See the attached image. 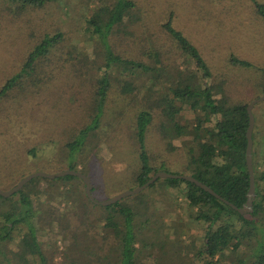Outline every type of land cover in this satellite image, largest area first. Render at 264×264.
<instances>
[{
	"label": "rangeland",
	"instance_id": "rangeland-1",
	"mask_svg": "<svg viewBox=\"0 0 264 264\" xmlns=\"http://www.w3.org/2000/svg\"><path fill=\"white\" fill-rule=\"evenodd\" d=\"M114 1L57 0L24 6L19 0H0V89L20 71L45 34L61 33L60 41L45 57L34 61L30 75L19 83L18 88L23 90H12L0 100V190H10L36 171L70 169V163L78 165V170L94 183L92 195L98 202L135 189V117L149 107L142 99L122 95L121 87L129 78L121 70L110 73L112 81L97 136L90 138L81 151L72 152L67 147L79 129L89 123L85 116L93 109V93L105 65L102 45L89 22L100 21L99 9ZM133 1V18L126 19L108 38L115 55L144 64L142 53L156 49L163 53L161 58L166 64L194 72V63L178 55L163 32L162 25L171 19V26L190 41L217 81L222 82L230 102L250 103L263 96L264 19L258 15L256 4L264 5V0ZM231 57L246 60L252 67L234 66ZM166 78L161 80L163 95L173 80ZM252 112L258 141L264 140V100L256 103ZM183 116L179 119L182 124L192 115L187 110ZM154 123L156 127L158 121ZM150 135L149 149L165 158L170 170L182 171L185 158L180 154L185 155L188 146L181 139L174 140L182 151L167 154L158 146V132ZM29 189L35 215L44 216L43 220L36 217L33 221L40 226L38 240L46 264H115L119 251L110 253L109 241L114 239L103 226L106 213L87 202L83 181L42 177ZM161 189L157 186L138 200H126L128 205H139L141 201L148 204L155 216L149 225L136 228L137 238L149 246L143 249L139 245L138 264H203L195 254L201 248L207 224L195 220L196 209L177 188ZM17 205V195L6 204L0 202V227L4 224L3 213L17 211ZM66 224V228L61 227ZM11 237L1 244L0 264H41L38 256H28L27 262L17 261L11 253L17 249L21 234L12 230ZM227 253L229 262L238 257L229 250Z\"/></svg>",
	"mask_w": 264,
	"mask_h": 264
},
{
	"label": "trees",
	"instance_id": "trees-1",
	"mask_svg": "<svg viewBox=\"0 0 264 264\" xmlns=\"http://www.w3.org/2000/svg\"><path fill=\"white\" fill-rule=\"evenodd\" d=\"M19 1L24 6H41L57 0ZM135 8L136 4L133 0H115L112 5L102 6L99 9L100 21L89 22L91 32L102 45L105 65L100 69L102 76L98 75L99 83L93 93V109L85 116L89 123H85L83 128L79 129L76 138L74 137L75 140L69 142L67 147L72 152L81 151L90 138L97 136L95 132L99 129L112 81L110 73L113 69L121 70L122 74H126L129 78V81L124 80L121 87L122 95L126 98L142 99L149 107L138 111L135 117L138 161L132 175L134 187L146 184L160 171L190 174L210 186L221 198L215 197L194 182L174 178L159 179L134 197H128L111 206H100L106 213L102 218L103 226L109 237L112 236L114 239V242L109 241L110 253L117 254L119 251L118 257H115V264H138L139 245L141 244L143 249L144 246L149 247L137 238L136 228L152 223L155 219L154 213L149 212L148 204L145 205L142 201L139 205H128L126 200L132 198L138 200L144 192L154 190L157 186L161 187V190L168 191L177 188L189 205L196 209L195 220L207 224L202 236L201 248L195 254L202 259L203 264H264V140L258 141L259 134L256 129L253 132L255 197L252 202V212L241 215L222 200L225 199L240 209L245 205L246 195L250 189V174L246 160L249 128L246 108L249 103L229 101L226 91L221 88L222 82L217 81L215 73L211 72L190 41L171 26V19L162 25L163 32L174 44L177 54H182L188 62L194 63V72H183L173 63L166 64L161 58L163 53L156 49L142 53L145 58L144 64L134 62L132 57L123 58L115 55L108 38L116 27L124 24L126 19L133 18L131 12ZM256 11L264 19V5L257 3ZM60 39V32L54 35L45 34L42 37L28 54L20 71L6 80L1 87L0 100L9 96L12 90H23L18 88L19 83L26 75H30L34 61L45 57L50 47L55 46ZM230 62L239 68L252 67L250 62L237 57H231ZM261 71L264 78V70ZM163 76L167 77L166 80L173 77L168 93L164 95L160 89ZM208 80L212 82L209 83ZM262 89L264 94V84ZM155 110L158 112L156 113ZM187 110L192 116L185 117L186 123L182 124L179 119L184 117L183 114ZM155 120L158 121L156 127H154ZM151 122L153 123L148 129ZM155 132L159 135L160 150L167 154L176 155L177 152L182 151V148L174 144V140L181 139L183 145L188 146L185 155L179 153L185 158L182 171L170 170L165 158L155 155L149 149L148 138ZM78 167L70 163L71 170L79 171ZM40 178L42 177L30 180L10 198L0 196L1 204L8 203L15 195L18 196L19 202L17 211L15 209L2 215L4 224L0 227V247L3 242L12 240V230H18L21 237L17 241V249L11 254L17 258V261L24 262H27L28 256H38L41 264H46L38 240L37 229L40 226H36L33 221L36 217L43 220L44 216L35 215L36 209L29 189ZM55 180L82 181L70 175ZM93 185L94 183L92 194L95 191ZM87 202L93 204L88 199ZM138 220L142 222H137ZM61 227L66 228L67 224ZM103 238L106 240L108 237L105 234ZM228 250L238 255L235 261L232 259L228 261Z\"/></svg>",
	"mask_w": 264,
	"mask_h": 264
},
{
	"label": "water",
	"instance_id": "water-1",
	"mask_svg": "<svg viewBox=\"0 0 264 264\" xmlns=\"http://www.w3.org/2000/svg\"><path fill=\"white\" fill-rule=\"evenodd\" d=\"M263 100H264V94L261 98H258L256 100L250 102L246 108V111L248 114V119H249V124H248L249 128H248V132H247L248 147H247V151H246V160H247V165H248V171L250 174V189L246 195V203L242 208L238 209L235 206H233L232 203L228 202L225 199H222V200H224L225 203L230 205L234 210H236L241 215H245L247 213L252 212V202H253L254 197H255V194H254L255 176H254V167H253V146H254L253 132L255 129V125H254L255 119H254L252 109L254 108L256 103L263 101ZM66 175H70V176L80 178L84 183V193H85V196L87 197V199L91 203H93L94 205L101 206V207L111 206V205H114V204L122 201L123 199L135 196V195L141 193L142 191H144L146 188H149L152 184H154L159 179H174V178L185 179V180L196 183L197 185L204 188L205 191L211 193L215 197L221 198L216 192H214L212 190V188L210 186H208L207 184L203 183L202 181L198 180L197 178H195L194 176H192L190 174H175V173L171 174V173H168L165 171H160L157 174H155L151 178V180L148 181L146 184H144L140 187H137L133 190L123 191V192L115 195L111 199L98 202L94 199V197L92 195L91 179L87 175H85L84 173H82L80 171H74L71 169L61 170L59 172H54V173H48V172H44V171H36V172L30 173L27 176H25L24 178L20 179L12 188H10V190H8V191L0 190V196L3 198H10L11 195H13L15 192L19 191L27 182H29L30 180H32L36 177L56 179V178L63 177Z\"/></svg>",
	"mask_w": 264,
	"mask_h": 264
}]
</instances>
